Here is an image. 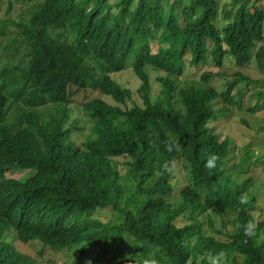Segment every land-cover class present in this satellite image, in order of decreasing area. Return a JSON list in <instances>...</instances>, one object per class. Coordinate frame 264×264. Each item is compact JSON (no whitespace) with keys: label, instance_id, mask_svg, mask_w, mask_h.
Listing matches in <instances>:
<instances>
[{"label":"trees","instance_id":"trees-1","mask_svg":"<svg viewBox=\"0 0 264 264\" xmlns=\"http://www.w3.org/2000/svg\"><path fill=\"white\" fill-rule=\"evenodd\" d=\"M256 2L233 12L218 0H41L12 32L2 26L0 264H32L10 237L65 251L70 264H140L144 255L160 264H264V210L248 186L264 160L243 166V156L232 169L231 140L215 127L242 113L264 117ZM199 67V78L190 75ZM250 67L254 80L243 74ZM225 69L223 85H211ZM125 70L140 84L131 108L132 93L112 79ZM149 70L164 74L155 96ZM84 90L117 106L82 105L90 127L79 146L69 107ZM246 95L254 98L247 108ZM255 145L264 153V141ZM210 153L217 159L207 169ZM177 161L186 167L178 178ZM98 211L119 221L103 222ZM249 221L258 239L243 236Z\"/></svg>","mask_w":264,"mask_h":264},{"label":"rangeland","instance_id":"rangeland-1","mask_svg":"<svg viewBox=\"0 0 264 264\" xmlns=\"http://www.w3.org/2000/svg\"><path fill=\"white\" fill-rule=\"evenodd\" d=\"M172 2V0H169ZM221 4L220 8L224 7V10L233 12L236 11L239 7V3L244 0H218ZM255 0H252L254 2ZM41 0H34L32 3L28 1H18V0H0V30L2 26H5V29L8 31H13V25L17 24L20 19H25L28 16L29 11L33 9V7L39 4ZM256 7L261 9L264 12V0H257L255 3ZM212 67V65H210ZM213 73H217V70L214 68L207 69ZM204 68L199 67L197 70H191L190 75H195L197 78L200 77ZM254 71V70H253ZM255 72V71H254ZM252 72V67L243 71V74L249 76L250 79L254 80L256 74ZM149 80L151 84V94L155 96L159 93L161 85L157 81L159 77H163V73H159L153 70L148 71ZM230 75V70L225 69L220 72L219 77H214L211 80V85L219 87L222 86L224 81L221 78H227ZM112 79L119 84L122 89H127L132 93L131 102L127 103V108H131V103L137 102L138 99L135 96L136 90L139 87V82L135 78L134 74L130 70H125L120 74H115L112 76ZM191 81V78H188ZM73 97V104L69 107L70 110V123L76 122L77 130L73 132L71 140L77 145H81L84 141L86 134L89 130V124L83 115L82 105L95 99H101L109 105L117 106L110 99L102 97L98 92H92L90 90L78 91L75 93ZM251 100V101H248ZM254 98H250L246 95V98L243 100V106L247 108L252 102ZM216 130L220 135V140L225 137H228L231 140L232 146L234 148V160L230 162L229 166L233 169L240 165L243 156L245 158L242 163L243 166L246 165V161L250 160L252 163L256 159V157H260V159L264 160V153L259 152L258 146L255 144L258 142H263L264 140L260 139L258 136V130H263L264 132V117H254L248 114L242 113L239 114L234 120H229L225 122H220L215 124ZM259 132V133H262ZM252 145V146H249ZM249 148L247 156L244 154L246 148ZM248 157V159H247ZM118 163V170L121 175H124L126 172L125 162L127 159L119 158L115 159ZM186 167L183 163L180 164L179 161L174 165V171H176L175 176L178 178L180 175H186L185 171ZM264 172V167L258 170L256 173L250 175L253 179L250 181L249 192H251V197L255 198L256 206L258 208H262L264 210V183L263 178L258 179L259 175ZM183 175V176H184ZM28 173H12L6 174L7 178L10 179H20L22 177H27ZM181 182H177L175 185L185 184ZM175 196V194H174ZM258 218V216L256 215ZM264 219V213L262 215ZM95 218L100 219L103 222H106L109 218H113L116 221H119V218L108 211H98L95 214ZM219 224L216 222V228ZM230 230L229 226L227 231ZM205 231V229H204ZM206 232V231H205ZM12 243L16 249L26 255L32 262V264H70L71 258L67 256V253L63 251L64 255L55 254L49 249L43 248L38 242H34L29 245L22 244L20 242L15 241L11 237L8 240ZM40 249V250H39ZM30 251V252H29ZM35 253V254H34ZM66 254V255H65ZM90 260V258H86V261Z\"/></svg>","mask_w":264,"mask_h":264},{"label":"clouds","instance_id":"clouds-1","mask_svg":"<svg viewBox=\"0 0 264 264\" xmlns=\"http://www.w3.org/2000/svg\"><path fill=\"white\" fill-rule=\"evenodd\" d=\"M216 156L212 153L208 155V158L205 161L204 167L207 169H212L215 167L216 163ZM23 173V172H22ZM242 234L246 238H259L258 230H257V224L254 222H246L242 226ZM140 264H160L159 258H157L155 255H144L140 259ZM212 264H216V261L213 260Z\"/></svg>","mask_w":264,"mask_h":264},{"label":"bare ground","instance_id":"bare-ground-1","mask_svg":"<svg viewBox=\"0 0 264 264\" xmlns=\"http://www.w3.org/2000/svg\"><path fill=\"white\" fill-rule=\"evenodd\" d=\"M40 250V249H39ZM30 252V251H29ZM35 254V253H34ZM19 257V256H18ZM25 260H27V259H25ZM8 261V260H7ZM22 262V261H21Z\"/></svg>","mask_w":264,"mask_h":264}]
</instances>
